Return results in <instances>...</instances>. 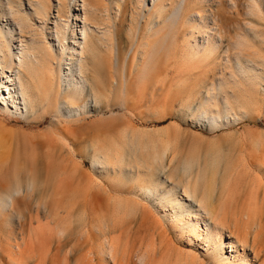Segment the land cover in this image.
<instances>
[{
    "label": "rangeland",
    "instance_id": "obj_1",
    "mask_svg": "<svg viewBox=\"0 0 264 264\" xmlns=\"http://www.w3.org/2000/svg\"><path fill=\"white\" fill-rule=\"evenodd\" d=\"M0 1V9L11 8L6 0ZM11 1L31 14L29 20L25 19L29 33L24 37L28 42L32 35H37L38 41L47 38L41 34L42 28L45 33L49 28L56 33L59 1L67 6L69 19H64L69 27L75 25L76 14L82 15L78 25L83 27V10H75L83 8L79 2L82 0ZM29 1L46 5L50 11L46 24L40 23L44 17L37 13L42 9L40 4L29 10ZM89 3L87 25L91 36L81 40L86 42L88 59L82 64L86 75L95 74L94 69L99 75L100 105L96 106L93 100L75 109L64 104L58 114L57 106L51 102L54 107L20 115L11 107L5 108L4 97L0 96V196L23 189V193L19 191L14 196L11 208H0V264H8L5 255L16 243L23 245L24 239L33 245V259L28 264H137V255L153 247L157 248L153 264L175 263L169 255L175 250L194 252L209 264L201 245H187V240H179L172 231L169 238L175 247L168 250L160 230L143 224L140 217L122 230L109 229L114 200L134 197L138 177L146 171L142 160L153 151L148 142L126 138V130L154 139L153 152L162 158L164 155L162 179L176 168L181 155L192 153L197 145L203 151L213 147L220 154L227 153L232 138L249 129L263 131L264 0ZM75 30L79 32L80 27ZM65 31L68 34L71 29ZM206 35L215 50L204 48L202 37ZM62 41L69 47L70 38L64 36ZM243 42L244 46L248 43L246 48ZM52 45L48 44L57 90L60 47L58 43H54V48ZM245 52L257 54L256 66H252ZM66 53L72 52L68 49ZM68 59L64 57L62 73L69 74L72 69L81 81L79 68L69 64ZM243 63L249 68L243 69ZM46 67L34 68L38 81L43 79ZM10 76L6 73L4 79H11ZM86 91L95 97L89 86ZM235 115L238 119H234ZM19 131L30 133L28 143L9 136L10 132ZM95 151L99 154L96 158ZM42 228H47V232ZM99 233L111 234L114 239L118 237L115 234L121 237L117 262L104 255V237ZM24 246L21 248L27 249Z\"/></svg>",
    "mask_w": 264,
    "mask_h": 264
},
{
    "label": "bare ground",
    "instance_id": "obj_2",
    "mask_svg": "<svg viewBox=\"0 0 264 264\" xmlns=\"http://www.w3.org/2000/svg\"><path fill=\"white\" fill-rule=\"evenodd\" d=\"M6 1L11 5V8L0 9V96L4 97L5 108L11 107L10 109H14L15 113L20 115L33 114L36 109L45 110L51 105L53 106L51 103L53 102L57 106L56 113L60 114L63 111L62 106L64 104H69L70 108L75 109L87 106L90 103L89 100H93L96 106L100 105V102H102L100 98L101 88L97 85L99 75L94 69L96 64L92 65L95 73L93 75L91 73L86 75V66L82 64L87 59V47L86 42L83 44L81 40L86 41L91 36V30L88 29L87 25L89 13L87 8L88 6L91 7L90 0L79 1L83 3V8L76 7L75 9L79 12L83 10V27L78 25V22L82 20L80 14L75 15V25L69 27V22L64 19L69 17L65 10L67 6L63 1H61L63 4L59 1L60 7H57V17H55L57 18L55 20L57 21L56 33L51 28H49L48 33H45V29L42 28L41 34L43 36L46 34L47 38L38 41L37 35H32V38L28 37L29 42L24 35L29 33L25 22L31 18V14L28 11H22L11 0ZM1 3L2 1H0ZM29 3V10H34L33 6L40 4L39 6L42 9L37 13L44 16L40 18L43 21H40V23L46 24L44 20L50 12L47 10L46 5L41 4V1L40 3L29 1ZM74 3L78 6L77 2ZM173 18L174 16L171 19ZM62 21H65L64 24ZM77 27H80L79 32L75 30ZM16 28L19 29L18 34ZM67 28L71 29L68 34L65 33ZM80 35H83L84 38L81 39ZM48 36H50V39ZM60 36H63V39L64 36L65 39H71L69 47L63 44ZM202 39L205 49H216L207 35L203 36ZM50 40L53 43L52 48L56 47L54 43H58L60 47L58 54L60 59L59 86L57 90H55L56 82H54L57 76H54L55 68L52 67L50 52L52 49L50 48L51 45L48 46V44H51L49 43ZM247 44L246 46H248ZM244 45L245 42H243V48H246ZM68 49L72 52L71 55L66 53ZM244 50L242 53H244ZM245 54L243 55L245 56ZM246 55L249 57L248 60L253 63L252 66H256L255 59L257 58H255V55L257 54L248 52ZM65 56L69 57V64L76 69L79 68L81 81H78V76L76 77V72L72 69H69V74L62 73V62ZM76 58L77 62L75 61ZM78 58L80 62H78ZM35 67L42 69L46 67V71L41 76L43 77L41 81H38L34 75L36 74L33 72ZM242 68H249V65H244ZM24 72H27V74H23ZM6 73H11V79H4ZM71 74H73V77ZM13 75L14 79H12ZM17 78L20 79L18 83L16 82ZM62 85L65 86L64 90ZM121 85L123 87L124 83ZM87 86L95 94L94 98L86 91ZM262 101L264 103V99ZM236 117L237 115L234 116V119ZM81 118L77 121H80ZM10 134L9 136L14 140L24 143H28L31 139L30 133L23 131L10 132ZM129 136L143 143L148 142V145L154 151L153 147L156 146V143L151 137H145L135 130L131 132L126 130V138ZM119 148L122 149L121 146ZM153 151H150L148 159L142 160V166L146 171H143L141 177H138V184L133 188L134 197H118L114 200L111 213L113 224L110 222L112 226L109 225V229L112 228L113 231L115 229L122 230L124 225L127 226V223L132 219L136 220L137 217H140L143 224H147L148 227L154 230H160L159 233L164 237L168 250L172 246L175 247L173 240L169 238L172 231L177 233L179 240H187V245L192 246L195 243L199 244L197 246L201 245L209 264H264V130L249 129L245 133L232 138L231 147L227 153L220 154L213 147L203 151L197 145L192 153L181 155L178 158L176 168L170 169L164 179L161 178V173L165 170L161 162L164 155L162 158V155L157 156L158 154ZM70 152H72L71 149ZM98 156L99 154L95 151L93 157ZM21 189L0 196L1 210L11 208L14 196L19 191L23 193V189ZM157 212L162 215V218L157 215ZM44 229L42 228L43 231ZM38 230L35 232L39 235L40 230L39 232ZM102 232L106 234V229H103ZM50 234L53 235V233ZM101 235L103 234L99 233V236ZM108 236L103 235V242L100 241L103 245L101 247L106 250L104 255H107L113 262H117L116 252L118 251L116 249L120 246L122 239L119 234L114 235V237L118 236L115 239L111 238L113 235L110 238ZM22 246L27 249H22ZM32 247V242L25 239L23 245L18 242L16 245L11 246L7 256L5 255V259L9 260L7 263L28 264L33 259ZM118 250H120V247ZM176 251L174 257V253L169 254L167 252L172 259H175L173 264H206L205 259L194 252ZM156 253L157 248L153 247L144 254L137 255V264H153ZM45 255H43L44 259L46 258ZM18 256H22V259Z\"/></svg>",
    "mask_w": 264,
    "mask_h": 264
}]
</instances>
